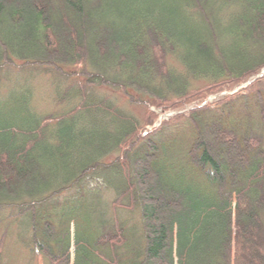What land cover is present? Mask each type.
<instances>
[{
    "label": "trees",
    "instance_id": "obj_1",
    "mask_svg": "<svg viewBox=\"0 0 264 264\" xmlns=\"http://www.w3.org/2000/svg\"><path fill=\"white\" fill-rule=\"evenodd\" d=\"M3 67L78 80L57 114L0 94V210L41 264H264V77L206 102L264 68V0H0ZM146 104L180 113L146 132Z\"/></svg>",
    "mask_w": 264,
    "mask_h": 264
},
{
    "label": "rangeland",
    "instance_id": "obj_2",
    "mask_svg": "<svg viewBox=\"0 0 264 264\" xmlns=\"http://www.w3.org/2000/svg\"><path fill=\"white\" fill-rule=\"evenodd\" d=\"M17 63H23L22 61H17ZM54 68L49 67H36V68H28L26 70L18 71L17 67L8 68L3 67L0 69V94H7L10 90L16 87L18 90L23 88H30L29 92L32 99V105L34 112L40 115H47V114H57L61 113L77 103V98H66L63 102H59L58 96V89H64L68 86H74L75 78L71 75L70 70H74V68H66L64 71L66 75H58ZM262 74V75H261ZM261 75L260 77H258ZM258 77V78H257ZM264 77V68L261 69L260 73L253 75L248 80L240 83L238 86L234 87L232 90H224L216 95L212 94L209 95L206 102H216L219 99H223L228 95H236L241 90V94H250L258 87V83H255L254 87L251 88L253 81L261 79ZM82 77L79 78V81H82ZM252 80V81H250ZM247 82H249L247 84ZM264 84V80L262 82ZM209 84L208 81L200 80L196 83L195 86L197 88L204 87L205 85ZM254 84V83H253ZM245 85L243 88L237 89L241 86ZM125 104V101H123ZM149 107L148 104L145 105ZM129 109L132 110L133 113L142 116L145 112V107L141 105L129 106ZM189 107V106H188ZM192 107L194 105L192 104ZM153 108L155 110H153ZM151 111H154L158 117L155 119V124L147 125L146 132L154 131L155 129L160 128V124L163 121H168L171 117L176 116V114L171 115L169 117L166 116L167 112L171 110L162 112L160 108L156 107H149ZM174 111V110H173ZM180 113V111H174ZM259 120H255V125L260 126ZM263 131V130H261ZM106 199L111 200L113 198L112 191H106L104 193ZM95 200H92L91 203H94ZM79 204V208L75 210L72 214H67L65 212H60L61 218L69 217L71 218V236L72 241L74 243L75 235L77 232V228L79 225L87 224L89 228H93L98 224V217L100 215V211L98 207H94V204L91 207L84 206L83 201L79 200L77 202ZM13 212H17L15 209ZM11 214L12 211L8 209L0 210V239L3 234L7 236L4 237V246L3 249L0 251L1 256V264H41L40 259L36 257V254L30 250V248L26 247L24 241L27 240V237L31 236V230L28 228L29 219L28 217L24 216L16 218L15 220L10 221L7 216ZM51 213H53L51 211ZM111 214V213H110ZM139 215L137 214H129L127 213V218L131 221H138ZM53 220H56L55 212L53 213L52 217ZM73 218V219H72ZM68 219H65L67 222ZM60 240L63 242V239H67V236H64L66 231L60 230ZM72 259L74 260L75 254L74 249H72Z\"/></svg>",
    "mask_w": 264,
    "mask_h": 264
},
{
    "label": "water",
    "instance_id": "obj_3",
    "mask_svg": "<svg viewBox=\"0 0 264 264\" xmlns=\"http://www.w3.org/2000/svg\"><path fill=\"white\" fill-rule=\"evenodd\" d=\"M262 75V74H261ZM261 75H259L258 77H260ZM257 77V78H258ZM249 82H247V84H248ZM245 85H241L238 89H237V91L239 90V89H241V88H243ZM174 113L173 112H170V113H167L166 114V116H171V115H173Z\"/></svg>",
    "mask_w": 264,
    "mask_h": 264
}]
</instances>
